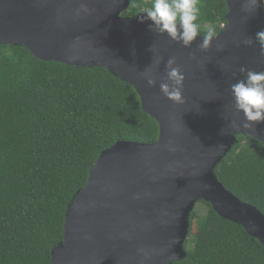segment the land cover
<instances>
[{
    "label": "water",
    "instance_id": "obj_1",
    "mask_svg": "<svg viewBox=\"0 0 264 264\" xmlns=\"http://www.w3.org/2000/svg\"><path fill=\"white\" fill-rule=\"evenodd\" d=\"M226 1L227 22L203 51L197 47L202 34L184 47L149 30L151 21L139 20L145 13L122 15L131 0H0V45L111 70L135 87L143 110L160 127L156 142L120 140L101 152L67 209L53 264H173L187 255L190 215L201 200L264 244V213L215 173L239 134L264 143V122L244 128L230 91L246 77L241 67L264 70L256 39L264 30V4ZM248 38L253 42L245 45ZM170 57L185 75L183 104L159 87ZM146 70L156 77L155 86L147 84Z\"/></svg>",
    "mask_w": 264,
    "mask_h": 264
},
{
    "label": "trees",
    "instance_id": "obj_2",
    "mask_svg": "<svg viewBox=\"0 0 264 264\" xmlns=\"http://www.w3.org/2000/svg\"><path fill=\"white\" fill-rule=\"evenodd\" d=\"M151 0H131L132 16ZM202 25L219 33L226 0H201ZM158 121L135 87L101 66L43 60L0 45V264H53L69 205L101 152L120 140L153 143ZM216 166L219 180L264 213V143L244 134ZM190 215L187 255L173 264H264V244L210 202Z\"/></svg>",
    "mask_w": 264,
    "mask_h": 264
},
{
    "label": "clouds",
    "instance_id": "obj_3",
    "mask_svg": "<svg viewBox=\"0 0 264 264\" xmlns=\"http://www.w3.org/2000/svg\"><path fill=\"white\" fill-rule=\"evenodd\" d=\"M255 3L257 7L258 0H255ZM259 4H264V0H259ZM201 7V0H151L150 6L144 7L141 11L146 15L139 17V20L141 23L150 20L149 30L159 35L166 34L184 47H191L197 36L202 34V40L197 47L206 51L212 46L218 32L213 24H205L202 28L199 23ZM82 8L88 11L86 6L82 5ZM256 39L261 45V53L264 54V30L256 33ZM252 42L251 38L243 41L245 45ZM240 71L242 73L246 71V77L231 84L230 91L236 110L243 113V127L252 129L255 124L264 122V70H246L241 67ZM144 75L147 84L155 86L156 77L151 71L146 70ZM184 80L185 75L176 65L175 57H170L165 64V78L159 84L161 92L174 103H185L182 92ZM232 126L239 127L235 121L232 122Z\"/></svg>",
    "mask_w": 264,
    "mask_h": 264
},
{
    "label": "rangeland",
    "instance_id": "obj_4",
    "mask_svg": "<svg viewBox=\"0 0 264 264\" xmlns=\"http://www.w3.org/2000/svg\"><path fill=\"white\" fill-rule=\"evenodd\" d=\"M195 208L198 210V212H200V214H205L207 211V207L205 206V204L200 201L196 204Z\"/></svg>",
    "mask_w": 264,
    "mask_h": 264
}]
</instances>
